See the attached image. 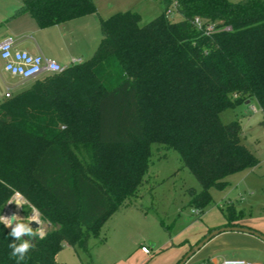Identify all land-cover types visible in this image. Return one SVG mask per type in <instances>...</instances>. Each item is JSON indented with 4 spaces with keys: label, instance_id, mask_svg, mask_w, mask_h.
Returning <instances> with one entry per match:
<instances>
[{
    "label": "trees",
    "instance_id": "trees-1",
    "mask_svg": "<svg viewBox=\"0 0 264 264\" xmlns=\"http://www.w3.org/2000/svg\"><path fill=\"white\" fill-rule=\"evenodd\" d=\"M21 1L44 28L97 12L93 0ZM173 1L178 21L167 16ZM162 2L145 25L133 10L101 19L90 60L0 100V215L20 193L51 224L21 264H60L66 244L88 251L102 225L133 205L154 144L176 150L198 180L200 190L188 189L198 213L212 187L259 164L241 122L221 113L255 99L264 125V0ZM226 213L229 225L243 216ZM10 231L0 223V264H17Z\"/></svg>",
    "mask_w": 264,
    "mask_h": 264
},
{
    "label": "crops",
    "instance_id": "crops-1",
    "mask_svg": "<svg viewBox=\"0 0 264 264\" xmlns=\"http://www.w3.org/2000/svg\"><path fill=\"white\" fill-rule=\"evenodd\" d=\"M162 1L157 0L154 3L153 0H93L97 7L96 13L44 28L38 25L29 11L23 9L21 0H0V41L11 37L14 40V46L18 49L28 50L33 54H42L63 65H70L72 58L90 60L93 56L102 38L101 19L119 12L133 10L141 15V21H143L144 14L154 15L150 18L153 20L162 13ZM230 1L239 2L241 0ZM0 72H5L3 64ZM28 83L30 81L13 76L12 87H7L11 90L12 88L23 89ZM262 120L263 117L259 121L260 127L258 128L264 131ZM243 142L257 156L259 164L229 175L230 179L226 178L228 185L235 186L231 187L222 199L226 209L235 207L242 211V218L229 225L225 213L224 218H214L210 215L211 206L203 212L204 215L200 219L186 217L183 220V227L175 232L169 233L170 226L161 222L168 229L166 235L136 234L138 225L149 220L147 214L140 213L141 218L134 224L133 220L124 218L118 229L121 235L117 238L118 247L121 251L129 249L131 252L128 256L116 253L117 261L114 260L109 264H179L204 237L223 226L246 227L264 235V201L255 198L256 195L264 192V155L258 147L248 146L244 138ZM239 197H242L245 203L240 202ZM194 213L197 214V211L194 210ZM127 226H133L135 231ZM107 242L108 240H105L104 244ZM146 243L149 246H146ZM108 250L113 249L109 246ZM135 253L136 258L131 259ZM228 258L244 259L253 264H264V240L252 233L239 230L221 232L195 251L185 264H222V261Z\"/></svg>",
    "mask_w": 264,
    "mask_h": 264
},
{
    "label": "rangeland",
    "instance_id": "rangeland-1",
    "mask_svg": "<svg viewBox=\"0 0 264 264\" xmlns=\"http://www.w3.org/2000/svg\"><path fill=\"white\" fill-rule=\"evenodd\" d=\"M153 1L155 3L157 0ZM153 16L144 14L143 21H141L140 24H147ZM170 19L172 21H178L181 19V16L178 12H174ZM2 64L3 60L0 58V67ZM44 79L45 77L42 76V78L38 80L43 81ZM35 81H30L23 89L12 88L13 95L32 87ZM12 84L13 76L7 72H0V100L5 98L6 91L8 90L7 86L12 87ZM253 107L255 110H253ZM262 117L263 112L255 99H250L249 103H243L234 108H229L221 113V119L224 123H228L232 120H239L242 125V137L246 144L253 148L258 147V150L264 155V131L258 128L260 127L259 121ZM152 151L153 155L149 171H147L148 173L145 175V180L142 187L138 190L137 195L132 198L133 205L122 208L102 225L101 231H99L100 236L92 238L89 241L88 251L84 252L80 250L77 253L72 246L66 244L57 255L60 263L82 264L83 262V264H109L112 261L114 262V260L117 261L118 258L116 257V253L118 255L122 254L123 256H128L131 251H129V249L121 251L118 247L119 243L117 240L118 236L121 237L118 233V229L121 220L124 218L133 220L134 224L136 220L141 218L140 213L147 214L149 220L138 225L139 228L137 226L138 231L136 234L147 233V235H166L168 229H166L161 222L166 226H170V233L183 227V220L188 216H191L192 219H200L203 217V213H194L195 209L188 204L190 200L188 189L195 188L200 190L201 186L191 171L183 166L179 153L174 149L165 148L160 144H154L152 146ZM234 186L235 185L230 186L227 184L223 189L216 187L210 189L213 198V202L209 206H212V213L210 215L214 216V218H224V213L225 215L227 214V209L222 199L225 198L228 190ZM16 194H14L7 203L2 216L6 213L11 216V214L14 213L22 219H25V216H27L26 212L29 208L28 217L34 216L43 221V230L46 232L48 228L51 227V225H48L50 223L42 219L40 211L23 197V195L19 193L20 196L23 197L22 200H20L16 197ZM255 198L264 201V192L256 195ZM17 200L21 201L20 205L22 207L17 205ZM238 200L245 203L242 197H239ZM36 213L38 214L35 215ZM127 228H133L134 230L133 226H127ZM105 240H108V242L104 244ZM109 246L113 249L112 251L108 250ZM146 246H149V244L146 243ZM131 247H133V245ZM115 249H117V251H115ZM136 256V253L133 254V258L131 257V259H134V257L136 258Z\"/></svg>",
    "mask_w": 264,
    "mask_h": 264
},
{
    "label": "built area",
    "instance_id": "built-area-1",
    "mask_svg": "<svg viewBox=\"0 0 264 264\" xmlns=\"http://www.w3.org/2000/svg\"><path fill=\"white\" fill-rule=\"evenodd\" d=\"M177 2L173 1L167 10V16L170 18L174 12H177ZM194 25L205 33L215 31L214 23H206L202 18L195 17ZM0 58L3 60V69L5 72L24 81H35L49 75L63 72L69 65H63L57 60L44 57L42 54H33L28 50L18 49L14 46V40L6 37L0 41ZM84 62L82 58H72L70 65ZM5 98L13 96L10 87H7ZM253 110L255 108L253 107ZM197 211V210H196ZM198 213V211H197ZM222 264H253L244 259L228 258L222 261Z\"/></svg>",
    "mask_w": 264,
    "mask_h": 264
},
{
    "label": "clouds",
    "instance_id": "clouds-1",
    "mask_svg": "<svg viewBox=\"0 0 264 264\" xmlns=\"http://www.w3.org/2000/svg\"><path fill=\"white\" fill-rule=\"evenodd\" d=\"M19 207H22L17 203ZM35 222L38 227L35 229L30 225ZM0 223L4 224L5 227L11 228L9 236L12 237V242L8 244L11 249L10 257L16 259L17 264H21L26 259L28 253L33 247V238L43 239L45 232L43 230V221L30 216L27 219H22L18 215L2 216L0 215ZM24 237H28L25 239Z\"/></svg>",
    "mask_w": 264,
    "mask_h": 264
},
{
    "label": "water",
    "instance_id": "water-1",
    "mask_svg": "<svg viewBox=\"0 0 264 264\" xmlns=\"http://www.w3.org/2000/svg\"><path fill=\"white\" fill-rule=\"evenodd\" d=\"M16 195H20V194L17 193ZM16 203L21 204V201L20 200H17ZM13 215H15V214L12 213L11 216H13ZM48 225L50 226L51 224H48ZM30 226L33 227V228L38 227V225L35 222H33ZM58 227H60V226L58 225ZM231 230H239V231L249 232V233H252V234L258 236L262 240H264V235H262L261 233H259L257 231H254L252 229H248L246 227H239V226H223V227H220L218 229L213 230L206 237H204L191 251H189L185 255V257L180 261L179 264H185L186 261L195 253V251H197L200 248H202L209 240H211L213 237H215L219 233L225 232V231H231Z\"/></svg>",
    "mask_w": 264,
    "mask_h": 264
},
{
    "label": "bare ground",
    "instance_id": "bare-ground-1",
    "mask_svg": "<svg viewBox=\"0 0 264 264\" xmlns=\"http://www.w3.org/2000/svg\"><path fill=\"white\" fill-rule=\"evenodd\" d=\"M16 197H17L18 199H20V200H22V198H23V197H21L20 195H17ZM37 214H38V213H36L35 215H37ZM4 216H9V217H10V215H9L8 213H6ZM36 217H37V216H36Z\"/></svg>",
    "mask_w": 264,
    "mask_h": 264
}]
</instances>
